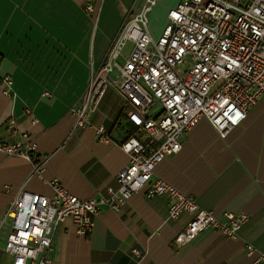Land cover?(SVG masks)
<instances>
[{"label": "crops", "instance_id": "0c3cea01", "mask_svg": "<svg viewBox=\"0 0 264 264\" xmlns=\"http://www.w3.org/2000/svg\"><path fill=\"white\" fill-rule=\"evenodd\" d=\"M142 2L0 0V144L23 143L26 137L36 159L0 152V264H11L4 254L10 232L5 214L21 189L50 197L49 183L57 180L86 200L117 188L115 176L128 162L118 147L130 131L121 115L123 98L116 90L109 97L107 90L85 128H75L69 111L78 107L90 71L101 66L128 12L138 11ZM88 6L93 13L86 12ZM164 25L165 19L150 28L154 39ZM4 76L12 83L13 97L2 94ZM99 126L106 141L97 134ZM180 142L181 151L158 165L152 180L166 181L217 218L224 213L247 216L236 237L223 238L208 229L178 248L173 238L189 218L167 220L170 199H147L140 192L118 213L102 208L86 237L76 235L70 220L61 222L49 264H264V95L224 139L201 120ZM37 161L41 177L33 175ZM248 246L255 252L248 255ZM134 250L140 257H133Z\"/></svg>", "mask_w": 264, "mask_h": 264}, {"label": "built area", "instance_id": "2783aa9c", "mask_svg": "<svg viewBox=\"0 0 264 264\" xmlns=\"http://www.w3.org/2000/svg\"><path fill=\"white\" fill-rule=\"evenodd\" d=\"M160 1L143 0L138 11L128 12L101 66L90 71L78 107L69 111L75 128H85L108 87L123 98L121 115L130 131L118 147L128 162L115 176L117 188L86 200L67 192L57 180L49 183L50 197L21 189L5 214L10 232L4 254L11 264H49L47 255L61 222L70 220L76 235L86 237L102 208L118 213L140 192L147 199H170L167 220L189 218L173 238L178 248L208 229L234 238L246 223L243 214L224 213L217 218L152 176L158 165L181 151V137L201 120L224 139L264 95V0H176L175 7L166 12L160 36L154 39L150 15ZM86 12L91 14L93 9L88 6ZM182 65L186 70L180 69ZM1 80L2 94L13 97L9 77ZM7 127L14 128L12 118ZM97 134L101 141L107 140L102 126ZM23 139L14 145L0 144V152L36 161L34 146ZM40 162L33 171L39 177L43 174ZM4 190L9 189L5 186ZM246 250L248 255L255 252L251 246ZM132 255L140 257L135 250Z\"/></svg>", "mask_w": 264, "mask_h": 264}, {"label": "rangeland", "instance_id": "374dc122", "mask_svg": "<svg viewBox=\"0 0 264 264\" xmlns=\"http://www.w3.org/2000/svg\"><path fill=\"white\" fill-rule=\"evenodd\" d=\"M177 4L176 0H162L160 2H158V5L156 6V8L154 9V11L152 12V14L150 15V28H157L161 25V23L163 22V19H165V15L166 12L168 11V9L170 8H174L175 5ZM96 25L95 22H93L92 26H91V40L93 41V39L95 38V34H96ZM130 51V46H127L125 54L127 55ZM180 69L182 71L186 70V68L182 65L180 66ZM107 95L110 97H114L116 96L115 89L113 87H108L107 89ZM106 95V96H107ZM12 214V211H11Z\"/></svg>", "mask_w": 264, "mask_h": 264}, {"label": "bare ground", "instance_id": "6f19581e", "mask_svg": "<svg viewBox=\"0 0 264 264\" xmlns=\"http://www.w3.org/2000/svg\"><path fill=\"white\" fill-rule=\"evenodd\" d=\"M11 214V213H10ZM15 214V209L12 210V214L11 215H14Z\"/></svg>", "mask_w": 264, "mask_h": 264}, {"label": "trees", "instance_id": "16d2710c", "mask_svg": "<svg viewBox=\"0 0 264 264\" xmlns=\"http://www.w3.org/2000/svg\"><path fill=\"white\" fill-rule=\"evenodd\" d=\"M0 61H1V58H0Z\"/></svg>", "mask_w": 264, "mask_h": 264}]
</instances>
